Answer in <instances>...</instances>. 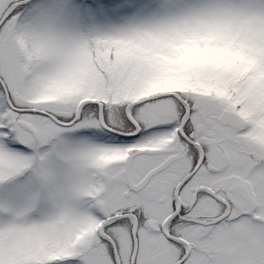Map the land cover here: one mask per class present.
<instances>
[{
    "label": "snow or ice",
    "instance_id": "obj_1",
    "mask_svg": "<svg viewBox=\"0 0 264 264\" xmlns=\"http://www.w3.org/2000/svg\"><path fill=\"white\" fill-rule=\"evenodd\" d=\"M0 264H264V0H0Z\"/></svg>",
    "mask_w": 264,
    "mask_h": 264
}]
</instances>
